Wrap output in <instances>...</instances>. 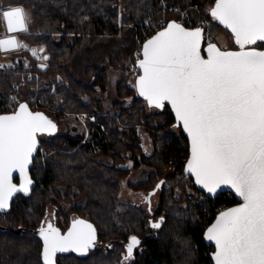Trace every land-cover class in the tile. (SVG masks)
Listing matches in <instances>:
<instances>
[{"label": "trees", "instance_id": "trees-1", "mask_svg": "<svg viewBox=\"0 0 264 264\" xmlns=\"http://www.w3.org/2000/svg\"><path fill=\"white\" fill-rule=\"evenodd\" d=\"M15 5L29 9L31 15L28 31L21 32V38L31 45L45 46L48 66L42 69L27 51L24 54L32 65L0 66V105L10 100L14 84L23 78L21 71H34L20 87L16 108L20 104L32 108L29 97L38 95L47 100L43 103L46 109H39L40 113L90 114V132L87 139L70 133L40 137L32 167L34 187L27 195L18 193L12 204L0 211V264H44L39 229L48 204L61 198L72 201L74 190L76 197L85 200L73 205L72 210L94 223L98 246L88 254L57 253V264H121L132 236L141 244L134 249L130 264H214V246L206 241L205 229L219 204H236L238 200L230 192L217 197L204 192L200 198L187 191L185 178L200 191L186 170L189 139L169 105L156 114L147 112L150 105L128 83L125 64L138 44L137 36L144 31L156 33L161 25L154 24L173 9H188L193 19H209L214 41L218 42L216 30L226 28L211 17L215 0H0V34L6 28L3 10ZM109 63L120 68L122 77L117 84L118 96L107 106L101 94L109 88ZM141 125H146L152 136L151 155L142 154ZM171 126H178L179 131ZM128 155L134 159V167H151L145 180L131 185L161 190L157 212L162 221L158 229L151 227L149 208L125 203L121 197V179L131 168L119 163ZM169 167L176 168L178 174L165 176ZM16 181L20 182V177ZM178 188L182 190L180 196ZM59 212L63 210L59 208ZM69 218L59 223L61 229L70 226ZM177 237L184 238L182 245L176 242Z\"/></svg>", "mask_w": 264, "mask_h": 264}, {"label": "snow or ice", "instance_id": "snow-or-ice-1", "mask_svg": "<svg viewBox=\"0 0 264 264\" xmlns=\"http://www.w3.org/2000/svg\"><path fill=\"white\" fill-rule=\"evenodd\" d=\"M210 14L230 29L238 51L208 43L205 59L202 29L168 22L142 47L138 67L143 74L136 87L150 106L171 105L190 138L186 167L196 183L208 193L227 185L243 201L221 212L207 229L206 239L216 248L215 264H264V51L246 48L264 42V0H215ZM2 19L8 32L28 31L22 8L3 11ZM9 46L21 45L14 38L0 40V49L14 50ZM55 128L27 104L0 115V211L15 193L28 194L32 180L27 169L37 150V133L51 134ZM13 172L22 179L19 187L12 182ZM39 235L44 264H54L57 253H86L96 241L95 229L83 220H75L65 234L49 223ZM140 244L130 237L124 260H131Z\"/></svg>", "mask_w": 264, "mask_h": 264}, {"label": "rangeland", "instance_id": "rangeland-1", "mask_svg": "<svg viewBox=\"0 0 264 264\" xmlns=\"http://www.w3.org/2000/svg\"><path fill=\"white\" fill-rule=\"evenodd\" d=\"M210 6L206 9L209 11ZM25 13L28 15L29 20L28 24L31 21V15L30 11L27 8H24ZM189 15L188 9H173L170 10L168 13L163 15L159 22L156 25H162L165 24L168 20L171 19H185L186 16ZM191 19H193L190 16ZM198 18H204V17H198ZM209 20V19H208ZM210 22V21H209ZM150 28L152 24H149ZM211 25V24H210ZM161 27V26H160ZM149 28V29H150ZM212 29V27H211ZM8 34L6 28L1 32L0 36ZM21 32L18 33L19 35V41L21 46H19L16 50H11V51H3L0 49V66L1 67H14L18 66L20 64H24V66L28 67L29 65H32L30 62L29 56L25 55L24 52L27 51L30 53V56L33 57L34 59L38 60V65L42 68L45 69L48 66V58H49V53L47 52L46 48L44 45H31L29 44L25 39L21 38ZM213 35V34H212ZM214 37V36H213ZM215 37L219 44L224 47V48H235V43H234V37L233 35L226 29H219L216 30L215 32ZM264 45V42H257L256 45L254 46H259L261 47ZM139 44L136 45L133 54L127 58L125 67L128 70V76H127V81L128 83L137 89L136 87V82L139 79L138 76L140 75V69L137 66V58L140 56V50H138ZM35 50L37 55L33 56L32 51ZM44 57H47V59H44ZM110 65V72H109V88L108 90L104 93L101 94L106 102V105L109 106L112 103V100L115 99L118 96L117 93V84L120 81L122 74L120 73V68L114 66L113 64L109 63ZM23 74V78L21 81L24 80V84H26L27 80V74L32 76L34 74V71H28L27 69L21 71ZM141 76V75H140ZM38 77V73H37ZM15 85V84H14ZM20 90H15L14 86L13 89L10 93V100L8 101L7 104L9 103H14L16 100L21 98V93ZM33 96L29 97V100L32 102V107L34 109H46L47 106H44V102L47 100L44 97H38V95H35L33 99L31 98ZM130 97H125V99H129ZM7 104H1L0 107H3ZM148 113H153L156 114L159 112V108H155L152 106H149ZM46 117L48 116L51 120L56 122V125L58 126V131L56 133L61 134V133H70L72 135H84L85 139L89 138V132H90V125L88 123L90 119V114L87 112H82V111H66L65 113L55 115L54 113L48 112V114H44ZM173 130L179 131L178 126H171ZM139 133L141 137V144H142V154L144 155H151L154 151V144H153V139L152 136L147 129L146 125H141L139 126ZM39 138H49L53 135V133L48 134V133H39ZM141 156V154H139ZM107 162L112 163L113 160L110 157H103ZM122 164L123 166L130 167L131 170L128 173V175L124 176L121 179V197L124 200L125 203H134V204H139L143 208L147 209L149 208L151 210V214L149 218H151V222L156 223V222H161L162 221V215L157 212V208L159 206L160 200H161V190L158 189L152 193L151 191L147 188H134L131 183L133 182H139L142 180H145L149 173L151 172V167L142 164L138 167H134V159L128 155L127 159ZM178 174L176 172V168H166L164 175L168 176L171 174ZM186 182H188L187 185V191L191 193L192 196H202L200 195L199 191H196L193 189L191 185V181L188 178H185ZM178 187V186H177ZM76 192V190H74ZM75 192L71 193L72 201H68L64 198H61L57 200V202H51L48 204L47 208V214L44 223L42 224V227L46 228L47 225L50 223L54 227L58 228L61 232V234L67 233L69 228L71 227L72 223L75 220H83L86 223H89L93 226L95 229L96 233V241L94 243V246L89 248L86 253H80L76 251H69V252H75L77 254H88L91 252L94 248L98 246V230L94 223L90 221L87 217H81L78 212L75 210H72L73 205L75 204H80L81 200H85L83 197L78 198L75 196ZM176 193L178 196L182 195V190L180 188L176 189ZM152 194V195H150ZM190 195V194H189ZM188 195V198L190 197ZM56 197V195H54ZM147 198V199H146ZM191 198V197H190ZM84 202V201H83ZM185 203V202H184ZM58 204V205H57ZM59 208L63 210L62 213L59 212ZM70 217L69 219L71 220L70 226L66 229L63 230L60 227V222L66 221L67 217ZM150 225V222L148 221V226ZM153 228V227H152ZM156 229V228H154ZM176 242L179 243V245H182V242L184 238L182 237H177L175 238ZM57 256V254H56ZM56 256L54 257V264H57ZM124 256H126V253H124ZM131 260H124L121 259V264H130Z\"/></svg>", "mask_w": 264, "mask_h": 264}, {"label": "water", "instance_id": "water-1", "mask_svg": "<svg viewBox=\"0 0 264 264\" xmlns=\"http://www.w3.org/2000/svg\"><path fill=\"white\" fill-rule=\"evenodd\" d=\"M16 7L22 8V9L24 10V7H23L22 5H15V6H11V7L5 8L3 11H5V10H10V9H12V8H16ZM24 12H25V11H24ZM172 21L181 24V26H183V27H184L185 29H187V30H195V29L199 28V27H188V26H186L184 23L179 22V21H177V20H171L170 22H172ZM166 26H167V25H166ZM166 26H165V27H166ZM5 27H6V24H5ZM163 28H164V27H163ZM163 28L159 29L156 33H154V34H153L151 37H149L147 40H149V39H151L152 37H154L159 31L163 30ZM200 29H201V28H200ZM6 30H7V27H6ZM229 30H230V29H229ZM7 32H8V30H7ZM18 33H19V32H8V34L1 36V37H0V40H3V39H5V38H14V39L18 42V45H19V44H20V41H19V35H18ZM202 35H203V38H202L201 45H200V48H201V55H202V57H204L205 59H207V52L205 51V49H206L208 43H205V37H204V34H203V30H202ZM145 43H146V42H145ZM210 43H214V44H216V46H217L220 50H222V51H228V50H231V51H238V50H239V47H236V48H223V47H221V45H220L218 42H216V41H214V42H210ZM9 47H13L14 50H16V49L18 48L17 46H9ZM246 48H255L256 50L264 51V47H259V46H246ZM3 51H5V50H3ZM8 51H11V50H8ZM142 58H143V56H142V52H141V58L138 59V61H137V66H138L139 60L142 59ZM138 68H139V67H138ZM142 74H143V71H142V69H140V75H142ZM140 75L138 76V78L140 77ZM165 104L169 105V107L171 108V110H172V112H173V114H174V116H175V112H174V110L172 109L171 105H170L168 102H165ZM28 109H29V111H31V112H33V113H40L39 110H33L30 106H28ZM17 110H18V108H17ZM17 110H16V111H17ZM16 111H14V112H8V113H2V114H0V115H10V114H14ZM47 118H48L49 120H51L48 116H47ZM175 119H176V117H175ZM51 121L56 125V122H54L53 120H51ZM176 123L182 127V125L180 124V122L177 121V119H176ZM182 129H183V127H182ZM57 131H58V126L56 125L55 131L52 132V133L55 134ZM183 131H184V129H183ZM184 133L187 135V133H186L185 131H184ZM187 137H188V135H187ZM36 138H37V142H38V144H37V150L33 153L32 163L28 166V169H27L28 177L32 180V184L29 185V191H30V189H31L32 187H34V185H35V180H34V178H33V174H32V167H33V164H34V158H35V156H36V154H37V152H38V149H39V139H40V138H39V133H37V137H36ZM188 139H189V157H188V160H189V159H190V152H191V143H190V138H189V137H188ZM188 160H187V162H188ZM186 166H187V163H186ZM186 170H187V167H186ZM190 175L193 177L194 182H195V184H196V187H197L198 189L204 191V192H205L208 196H210V197H217L218 195H220V194L223 193V192H231L232 194H234V195L236 196V198H237V200H238V203H236V204H234V205L228 207L227 209H225V210H223V211H226V210H228V209H230V208H233V207L239 206L241 203H243L242 199H241L239 196H237V195L235 194V191H234L233 189H231L229 186H227V185H222L220 188H218V189L216 190L215 193H208L206 189H204L201 185H199V184L196 183V181H195V176H194L193 174H191V173H190ZM12 177H13V178H12V182H13L15 185H17V187H19V185H20L21 182H22V179H21V177H20V175H19V172H13ZM17 177H20V182H17V181H16V178H17ZM152 192H154V191H151V193H152ZM17 194H18V193H15V194L13 195V197L9 200V206L12 204V201L14 200V198L16 197ZM9 206H8V207H9ZM223 211H222V212H223ZM220 213H221V212H220ZM220 213H219V214H220ZM219 214H217V215L214 217V219L212 220V222L206 227V229H205V233H204L205 239H206V232H207V229H208V228H209V227H210V226L216 221V219L218 218ZM206 241L214 246V250H213L212 253H211V257H212L213 262H214V264H215V261H214V254H215V251H216L215 244H214V242L208 241L207 239H206Z\"/></svg>", "mask_w": 264, "mask_h": 264}, {"label": "built area", "instance_id": "built-area-1", "mask_svg": "<svg viewBox=\"0 0 264 264\" xmlns=\"http://www.w3.org/2000/svg\"><path fill=\"white\" fill-rule=\"evenodd\" d=\"M177 20L183 22L188 27H199V28H201L203 30V34L205 37V43H209V42L214 41V37L212 35L211 25H210V22L208 19H206V18L191 19L190 16L187 15L185 19L182 18L181 20L180 19H177ZM167 22L165 24H162L161 28L165 27L167 25ZM146 23L148 24V21H146ZM149 37H151L150 31H144L143 33H140L137 36V40H138V44H139L138 50H140V56L137 58V61L139 58H141L142 47ZM23 84H24V80L19 82V83H16L14 85V89L19 90L21 85H23ZM31 98L33 99V97H31ZM35 110H39V109H35ZM14 111H16V105L14 103H9L3 107H0V114L1 113L14 112ZM199 193L202 197L205 195V193L201 190L199 191ZM232 205H234V204H230L227 202L219 204L217 206V208L214 210L213 216L215 217L217 214H219L220 212H222L223 210H225L226 208H228Z\"/></svg>", "mask_w": 264, "mask_h": 264}, {"label": "flooded vegetation", "instance_id": "flooded-vegetation-1", "mask_svg": "<svg viewBox=\"0 0 264 264\" xmlns=\"http://www.w3.org/2000/svg\"><path fill=\"white\" fill-rule=\"evenodd\" d=\"M249 46H254V45H249ZM237 47H239V46L237 45Z\"/></svg>", "mask_w": 264, "mask_h": 264}]
</instances>
